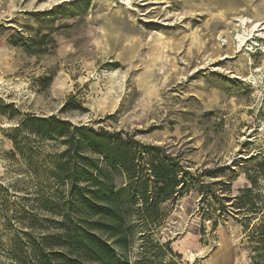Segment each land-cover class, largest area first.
<instances>
[{"label": "rangeland", "instance_id": "rangeland-1", "mask_svg": "<svg viewBox=\"0 0 264 264\" xmlns=\"http://www.w3.org/2000/svg\"><path fill=\"white\" fill-rule=\"evenodd\" d=\"M52 117L64 134L28 122ZM75 128L130 151L139 179L83 153L124 202L157 155L186 179L154 222L128 204L123 259L264 264V0H0V264L56 233Z\"/></svg>", "mask_w": 264, "mask_h": 264}, {"label": "trees", "instance_id": "trees-1", "mask_svg": "<svg viewBox=\"0 0 264 264\" xmlns=\"http://www.w3.org/2000/svg\"><path fill=\"white\" fill-rule=\"evenodd\" d=\"M28 122L38 135L48 136L52 126H56L60 134L66 132L63 131L66 124L53 117L30 118ZM74 131L78 142L63 153L65 161L57 165L56 178L62 184H70L71 196L62 204L52 207L53 212L60 217L58 221H49L56 233L32 239L31 261L20 257L16 264H130L117 253V250L125 249L131 235L128 204L139 199L143 206L140 210L141 219L149 224V221L154 222L159 216L161 203L170 201L186 190V179L181 180L179 177L181 171L178 165L166 164L157 155L155 158L160 162L150 165V171L146 173L141 186L124 202L126 190L121 188L115 192L99 164L83 153L88 151L98 155L114 171H121L132 180L138 178V171L129 163L130 151L122 144L111 146L92 129L75 128ZM71 159H78L79 169L70 167ZM89 168L97 174H90ZM82 178L90 182V187H78ZM17 254L21 256L23 251L20 249Z\"/></svg>", "mask_w": 264, "mask_h": 264}, {"label": "bare ground", "instance_id": "bare-ground-1", "mask_svg": "<svg viewBox=\"0 0 264 264\" xmlns=\"http://www.w3.org/2000/svg\"><path fill=\"white\" fill-rule=\"evenodd\" d=\"M239 22H240V24L242 25V26H245L246 25V20H245V18L243 19V18H239V20H238ZM244 40H246V39H244ZM244 40L242 39V42H244ZM246 42V41H245Z\"/></svg>", "mask_w": 264, "mask_h": 264}]
</instances>
